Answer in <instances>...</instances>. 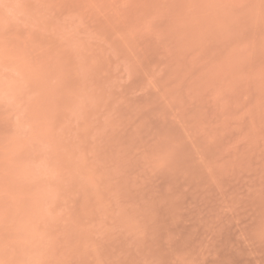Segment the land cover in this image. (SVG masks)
Masks as SVG:
<instances>
[{"label": "rangeland", "instance_id": "obj_1", "mask_svg": "<svg viewBox=\"0 0 264 264\" xmlns=\"http://www.w3.org/2000/svg\"><path fill=\"white\" fill-rule=\"evenodd\" d=\"M0 264H264V0H0Z\"/></svg>", "mask_w": 264, "mask_h": 264}]
</instances>
